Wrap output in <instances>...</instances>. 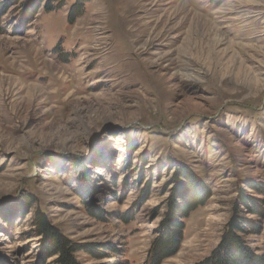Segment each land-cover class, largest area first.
Masks as SVG:
<instances>
[{"label": "rangeland", "instance_id": "374dc122", "mask_svg": "<svg viewBox=\"0 0 264 264\" xmlns=\"http://www.w3.org/2000/svg\"><path fill=\"white\" fill-rule=\"evenodd\" d=\"M30 1L0 18V264H54L36 209L80 264H147L185 171L209 198L162 264L236 219L264 259V0Z\"/></svg>", "mask_w": 264, "mask_h": 264}, {"label": "trees", "instance_id": "16d2710c", "mask_svg": "<svg viewBox=\"0 0 264 264\" xmlns=\"http://www.w3.org/2000/svg\"><path fill=\"white\" fill-rule=\"evenodd\" d=\"M22 0H6L4 5L0 4V18L10 6H15ZM32 13L44 4V9L49 8L47 0H31ZM76 8V7H75ZM31 10V8H29ZM78 17V16H77ZM76 18H70L71 21ZM186 172H178L175 178L179 180V188L177 192L180 195L177 198L172 197L170 200L168 219L164 221L158 230V236L154 240L147 264H162L165 260L175 256L182 244L185 231L184 220L195 212L199 207L204 206L208 200L205 196V190L198 191L195 195H189L181 200L184 181L197 182L198 180ZM188 175V176H187ZM182 202V206H181ZM236 221L230 226L226 233L224 242L219 246L217 251L202 264H264V259L252 255L251 251L245 247L244 243L236 236V233L242 231L241 226ZM34 234L42 239L41 256L45 260L56 258L54 264H80L76 258V254L81 251H91L89 247H83L70 241L66 236L60 233L51 223L50 219L36 209L33 219ZM247 224H245L246 226Z\"/></svg>", "mask_w": 264, "mask_h": 264}]
</instances>
